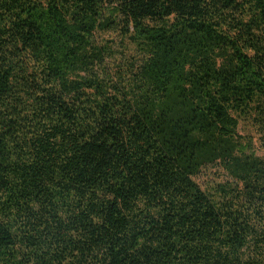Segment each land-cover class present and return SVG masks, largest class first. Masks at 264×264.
Segmentation results:
<instances>
[{"label": "trees", "instance_id": "trees-1", "mask_svg": "<svg viewBox=\"0 0 264 264\" xmlns=\"http://www.w3.org/2000/svg\"><path fill=\"white\" fill-rule=\"evenodd\" d=\"M0 264H264V0H0Z\"/></svg>", "mask_w": 264, "mask_h": 264}, {"label": "rangeland", "instance_id": "rangeland-1", "mask_svg": "<svg viewBox=\"0 0 264 264\" xmlns=\"http://www.w3.org/2000/svg\"><path fill=\"white\" fill-rule=\"evenodd\" d=\"M102 36L105 38H112V40L114 41L116 40L115 45H116V48H118L117 50H119L120 40L118 38L113 37L111 34H103ZM239 133L242 135L248 134L247 131L244 130L243 127L239 130ZM225 180H226L225 173L216 168H207L201 173L200 176L196 178V181L198 182V184H200V186L204 190L209 191V192H214L217 184Z\"/></svg>", "mask_w": 264, "mask_h": 264}]
</instances>
